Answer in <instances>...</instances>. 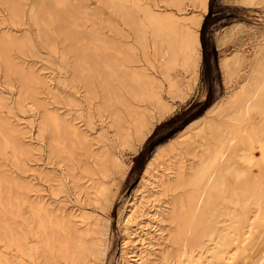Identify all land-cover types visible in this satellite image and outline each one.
<instances>
[{"label":"rangeland","instance_id":"rangeland-1","mask_svg":"<svg viewBox=\"0 0 264 264\" xmlns=\"http://www.w3.org/2000/svg\"><path fill=\"white\" fill-rule=\"evenodd\" d=\"M27 1L30 3L33 0ZM67 1L71 2L69 3L71 8L78 6L85 10V12L81 11V14L80 12L76 14L80 18L72 12L71 18L73 17L75 27L79 24L77 28L93 31L98 37L97 46L100 48L110 40L111 64L112 67L115 66V70L124 68L122 61L131 51H128V48L135 47V52L142 60L141 64L150 66H147L149 72L153 74L156 72L159 77L162 101L172 107V111L160 122L154 120L155 127L152 133L138 151L132 146L123 144L115 136L109 115L111 113L105 112L101 116L96 113L90 114L83 95L85 92L83 83L67 80L70 78L69 59L64 56L60 48L53 49L43 43L41 37L43 24L27 14L23 15V22H13L9 17L7 6L0 3L2 32H10L12 35L17 32L22 38L28 36L35 47L34 55L28 54L27 58L23 59L28 60L26 61L29 63L28 66L33 67L37 75L40 73L38 78L43 76L41 78L44 83L39 79L40 84L36 85L37 92L38 90L41 92V94L37 93L39 97L36 96L40 98V101L38 100L40 105L57 110L62 117L67 115L68 118L71 116L70 119L72 116L78 117L77 121L85 131H88L91 139L98 140L97 142L94 139L99 143L95 144L94 152H99L101 156H109L106 162V173L108 172L106 175L99 173L94 159L88 157L86 153L80 154L83 158L78 156L79 162L72 161L74 166L69 160L67 165V161L64 162L62 157L52 155L48 132L40 130L43 109L39 107V103L35 107L33 98L20 95V92H17L18 86L11 87L7 83L4 71L0 70V120H5L17 128L24 127L26 131L23 135L26 138L24 140L29 142L31 138L30 141L33 142L31 154L23 156L22 162L21 156L16 157L10 145L4 142L0 147V242L5 246L6 252L10 256L13 255L9 262L2 264H24V262L83 264L84 261H87V264H126L128 258L125 253L133 256L139 252L133 250L132 245L125 247L127 233L124 223L135 192L137 189L145 188L141 182L142 176L155 148L175 137L186 124L202 116L220 95L234 91L251 79L255 72L264 68V0H208L209 10L204 14L203 24L199 30L202 59L197 74L179 57L177 64L164 74L167 76H164L160 70L158 60L162 59L155 56L151 50L146 51V54L140 50L132 38L134 35L131 28L124 20L128 17L140 20L145 34L148 33L146 36L152 39L154 30L147 8L162 13L161 15L166 13L169 16L175 13L177 17H189L202 11L200 0ZM84 4L87 6L85 7ZM72 10L77 12L76 9L72 8L70 11ZM90 12L95 14L94 21L97 25L95 22L93 25L89 23V16L92 17ZM48 29L52 31V26L50 25ZM15 34L14 36L18 37ZM126 36L128 40L125 39ZM225 58H229L228 68L221 66ZM85 67L86 70L82 68V71H85L82 72L83 75H88L90 69L103 70V66H92L88 67L89 69ZM108 71L110 76L111 66ZM173 78L179 81L177 90L180 92L169 90ZM174 92L176 95L173 94ZM51 93L54 99L57 96L58 98L53 100ZM70 98L75 101L69 102ZM32 99L34 102H31ZM153 99L147 98L145 103L144 101L142 103L135 101V103L136 105L144 103L140 109L149 106V111L155 113L158 108L157 104L155 105L157 102ZM66 102L69 104L67 105ZM147 102L150 104L147 105ZM217 119L221 123V134L225 138L229 136V139L223 156L220 157L221 162H217L211 171L214 175L222 172V184H224L213 187L217 190H213L212 187L204 189L199 185V190L194 191L199 196L206 194L211 203L208 206H212L205 209L206 211L203 210L201 216L199 215L204 224L201 223L196 231L198 235L205 234L203 243L201 241L192 247L191 239L185 241L191 227L190 209L185 210V217L180 222L169 220L173 210V200L184 196L188 190L160 191L147 197L151 204L146 206L147 212L156 215L160 221L150 222L147 215L140 218L144 230L145 228L147 230L140 229L139 235L148 239L144 233H150L149 237L154 238L152 245L155 246V250L151 249L143 253L145 264H201L204 258L206 264H264V138L261 136L264 134V85L260 90V101L257 106L252 107L247 113L231 107L226 115ZM201 144L196 143V151L202 153V159L207 158V160L220 147L215 135L209 136L204 146ZM171 150L168 148L165 155L156 162L157 180L155 178L152 180L155 184H158L159 178L167 173L166 171H175L176 164L182 160L177 150ZM245 153L253 159L252 164L241 163L236 158V155ZM192 157L185 156L183 161L189 164ZM81 159L88 160V166L93 168L95 175L82 170ZM234 161L238 162L235 165L240 171L238 179L230 168ZM62 162L68 169L70 166L73 167L72 170L75 171L71 174L73 178L68 176V170ZM6 176L20 184L10 183L11 180ZM27 186L31 192L27 193ZM28 196L35 199L43 197L56 213H64L63 215L68 217L71 214L77 215L75 219L78 220L76 226L79 229V237H65L61 229L50 228L44 220L45 217L35 214L29 207L28 199L25 198ZM153 205L154 209H150L149 206ZM257 211L259 212L256 214ZM148 222L154 226L155 231ZM150 253L152 257L148 256ZM190 255L192 256L189 258ZM147 259L151 260L147 261Z\"/></svg>","mask_w":264,"mask_h":264},{"label":"bare ground","instance_id":"bare-ground-1","mask_svg":"<svg viewBox=\"0 0 264 264\" xmlns=\"http://www.w3.org/2000/svg\"><path fill=\"white\" fill-rule=\"evenodd\" d=\"M200 1L201 3L199 4L201 5L202 11L196 14L194 13V15H191L192 17H177V15L175 16V13L173 15L171 14L173 12H171V15L169 16L166 15V13H164L165 15H161L162 13L159 14L157 11L154 12L155 10H152L151 8H147V13L149 15L148 17L153 27L152 30H154L153 35L152 33H150L152 35V39L149 38L151 41L146 36L148 33L145 34V30L143 26H141L140 20L133 19V17H128L126 19L127 21L124 20L125 22H127V25H129V27L131 28L134 35L132 36V38H134V41L136 45H138L140 50H143L145 54L146 51L151 50V52H154L155 56H158L159 59H162L158 60V62H160V70L161 72H163V75L167 74L169 72V69L172 68L174 64H177L179 57L182 58L185 65L191 67L193 69V72H196L197 74L198 66L200 60L202 59V43L199 30L203 24L204 14L207 13L209 10L208 0ZM0 3H2V5L4 6H7L9 17L10 19H12L13 22H20L24 20L23 15L27 14L29 17L36 19L43 24L42 26L44 27V29L41 30V37L43 39V43L46 45H50L53 49H57V47L60 48L64 56L69 59L70 78H68L67 80L70 79L74 83L76 81H80L81 83H83L85 89L83 95L86 99L84 100L88 104L90 114L96 113L98 114V116H101L102 114H105V112L111 113L109 115H111V124L112 128H114L115 130V136L118 137V140L123 144L132 146L134 147V150L138 151L145 142V140L152 133L155 127L154 120L160 122L172 111V107H169V105L162 101V97L159 92V77L157 76L156 72L155 74L149 72L147 64V66L141 64L142 60L140 57H138L137 53L135 52V47L128 48V51H131L126 54L125 59L122 61V63L124 62V68L115 70V66L112 67L111 64L112 56L110 52V40L106 42V45L104 47L100 48L97 46L99 41L98 37L93 31H86L77 28L79 24H77L76 27L73 25V17L71 18V15L73 14L72 12H74L75 15L79 12V14H81V11L85 12L83 7L75 6L76 8H74L72 6V8L76 9L77 11L75 13V11L73 10L70 11L72 8L70 7L69 3L71 2L68 3L67 0H33L30 3L27 0H0ZM86 6L87 5H85V7ZM26 10L28 11L26 12ZM87 12L89 11L87 10ZM91 13L92 12H90V15H92L93 18L89 16L90 19L92 18L91 21L89 19V23L91 22L93 25L95 22V14L93 15ZM76 17H79V15H76ZM81 23H84V21H81ZM50 25L52 26V31L48 29ZM95 25H97L96 22ZM14 33H16L18 37L21 36H19L17 32ZM14 33L12 35L10 34V32H2V30L0 29V70L4 71L5 76L7 78V83L11 87L18 86L19 90L17 89V92H20V95H24V97L27 96L33 98L35 102L33 101V99L31 100V102L33 101L35 107H37L36 105L39 103L38 100L40 99L37 98L39 97L37 96V93L41 94V92L40 90H38L39 92H37L36 85L40 84L39 79L42 80L41 83H44V80L42 79L43 76H40V78H38V75L40 73L37 75L35 69L33 67L28 66L29 63L26 62L28 60L23 59L27 58L28 54L35 53V47L31 43V40L28 36H26L25 38H18L14 36ZM128 37H130L129 34ZM126 38L127 36L125 37V39ZM126 40H128V38ZM149 41L151 42L150 44ZM143 51L142 53H144ZM141 57H143V59L145 58L143 55ZM228 59L229 58L223 59L221 62V66H223L224 68H228ZM147 62L150 63V61L148 60ZM155 62H157V60ZM159 65L157 66L159 67ZM85 66H87V68L92 66H103V70L99 71L98 69H90V73L88 75H83L82 68L84 67V70H86ZM110 66L111 77L109 76L108 71ZM106 67H108V69ZM179 84V81L173 78L171 80L169 90H175V92H178L179 90L177 89L179 87ZM263 85L264 68H261V70H258L253 74L251 79H249L246 83L241 84L234 91L232 90L227 94L220 95L215 101L212 102V104L202 116L194 119L189 124H187L182 130L177 133L175 137L171 138L169 141L155 148L156 150L154 151L153 156L151 155V158L146 164L141 181L143 185H145V188L147 187V189H137L133 199L130 201L129 213L127 214V217L125 219L124 224L126 227L127 237L124 241V245L125 247L132 245V249H136L137 252H139V254L137 253V255L132 254L133 256H128V253H125V256H127L128 258L126 264H131V262H134V264H145L146 260L144 259L143 253L151 249L155 250V246L152 245V241L154 240V238L152 236L149 237L150 233H144V235L146 234L148 236V239L147 237L139 235L140 229H142V231L147 230V228H145L144 230V226L142 225L143 222H141L140 218L144 215H147V219L150 222L152 221L153 223H156L160 221V219L156 217V215H151V213H149L150 211L147 212L146 206L151 204V201L147 199L148 196H153L163 190L182 192L188 190V192H186L185 194L186 196H179L177 197V199L173 200V210L172 213H170L169 215V220L172 222H180L185 217V210H187V208L190 209L192 214L190 215L191 227L189 228L188 237L185 238V241L191 239L192 247L198 245L199 243H201V241L203 243L205 234L198 235L196 228L202 223L200 216L203 213L201 212L205 209H209L212 206H208L211 203L208 201L206 194L202 193L203 195L199 196V194L194 193V191L199 190V185H202L204 189H209L211 187L213 189V187L221 186L224 184H222V172H219L217 175H214L211 171L214 165L220 161V157L222 158L226 142L229 139V136H226L225 138L221 134V123L218 121L217 118L226 115L231 107H236L239 111L247 113L252 107L257 106L260 101V90ZM175 92L173 94H175ZM56 96L57 95H55V97ZM52 97L53 100H56L58 98V96L56 99H54V96ZM147 98H154V102H157L155 103V105L157 104L158 111L153 108L154 106L152 107V109H155L157 112L153 113L149 111V106L145 107V109H140L142 107L141 105L145 103V100ZM71 100L73 99L70 98L69 102ZM135 101L141 103L144 101V103L141 105H136ZM149 101L150 100H148V102ZM148 102L146 103L147 105L150 104ZM67 103L68 102H66V104ZM40 104L41 103H39V105ZM39 107L43 109V121L41 122L42 125L40 126V130L48 132L50 142L49 148L51 147L52 155L55 154L59 157H62L63 161H67L68 165V160L71 163L74 160L78 161L80 160V157L78 158V156L80 154L84 155V153H86L88 157L94 159V162L98 166L97 168L99 170V173H106V162L107 157L109 156H101L102 154L99 155V152H94V150L96 151L94 147L95 144H99L97 143L98 140L94 138L97 141L96 142L94 141V139H91L92 137L90 134H88V131H85L84 128H82V126L80 125V122L77 121L78 117L73 118L72 116V118L70 119L71 113H68L69 111L67 112L68 114H70L69 118L68 115L67 117H62V114L57 112V110H52L46 106L43 107L42 105H40ZM58 111H60V109ZM94 116L95 115H93V117ZM90 117L92 116H89V118ZM25 132L26 131L24 127L17 128L5 120H0V147L4 144V142L10 145L11 148L14 150L16 157H18L19 155L21 156V162L24 159L22 157L26 156L28 153L31 154L32 151L33 142L30 141L31 138L29 139V142L24 140L26 139L25 137H23V135H25ZM212 135H215V139H217V142L220 144V147L219 149H216V152L211 154V158L209 160H207V158L202 159V153L196 151V143H202L201 145L204 146V142L209 138V136ZM261 136L264 138V134H261ZM230 142L232 141L230 140ZM168 148L172 149L173 151L177 150L178 156L179 158H182V160L179 161L178 164H176L175 171H166L167 173H164L163 176L159 178L158 184H155L152 180L153 178L157 180L156 175L158 171L155 167L156 162L165 155V153L168 151ZM190 155L191 157H193L190 158L191 160H189V164H187L185 160L183 161V159L185 158V156ZM62 158L60 160V163L62 161ZM81 158L83 157L81 156ZM236 158L239 162L247 163L248 165L252 164L253 161L251 156L247 155L246 153L240 156L236 155ZM24 163L25 160L23 161V164ZM71 163L69 165H71ZM80 163H82L81 168L84 172L91 173L94 175L96 174V172L93 171V168L88 166V160L85 161V159H81ZM237 163V161H234L230 165V168L233 169L238 179V177H240V171L238 168L235 167ZM64 166H66L65 163ZM72 166H74L73 163ZM72 166H70V169H68L66 166V169L68 170L69 174L68 176L70 177H72L71 174L75 172H73ZM9 180H11L9 182H12V184H20V182L18 183L11 178H9ZM75 185L76 187H78L77 184ZM88 189L90 190V188ZM215 189L216 188H214L213 190ZM28 192H31V190L29 191V187L27 186V193ZM258 194H260V192ZM25 198L28 199L29 207L32 208L35 214L45 217L44 220L47 222L50 228L61 229L65 237H79V229L76 226L78 220L75 219L76 217H78L77 215L74 216V214H71L70 217H68L63 215L64 213H56L52 211V207L47 201L43 199V197H40V199H35L29 196L28 198ZM149 207L150 209H154V205ZM165 212L166 210L163 211V213ZM258 212L259 211H257L256 214ZM186 220L188 221V219ZM149 225H151V223H149ZM151 227L154 229V226L151 225ZM12 256H10L6 252L5 246H3L0 242V264H2L3 262H9ZM148 256L152 257L151 253ZM191 256L192 255H190L189 258ZM148 260L151 259H147V261ZM22 261L24 262V260ZM24 264H27V262H24ZM83 264H87V261H84ZM201 264H206V258L202 259Z\"/></svg>","mask_w":264,"mask_h":264},{"label":"trees","instance_id":"trees-1","mask_svg":"<svg viewBox=\"0 0 264 264\" xmlns=\"http://www.w3.org/2000/svg\"><path fill=\"white\" fill-rule=\"evenodd\" d=\"M211 104H212V103H211ZM208 108H209V107H208ZM208 108H207V109H208ZM207 109H206V110H207ZM186 125H187V124H186Z\"/></svg>","mask_w":264,"mask_h":264}]
</instances>
